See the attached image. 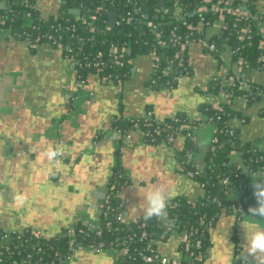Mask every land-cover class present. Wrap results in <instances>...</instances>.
Here are the masks:
<instances>
[{"label":"crops","instance_id":"1","mask_svg":"<svg viewBox=\"0 0 264 264\" xmlns=\"http://www.w3.org/2000/svg\"><path fill=\"white\" fill-rule=\"evenodd\" d=\"M49 3L54 1L44 0L43 10L55 12ZM258 6L264 11V0H259ZM217 31L211 28L208 35L212 37ZM9 38L6 35L0 40V226L10 224L13 229L40 233L77 219L99 222L100 207L117 161L128 176L122 190L128 220L143 217L145 193L161 184L177 193L174 198L185 196L195 201L202 196L200 184L186 175L178 160L183 137L172 142L173 146L151 145L143 141L139 131L131 130L130 147L118 152L116 141L120 135L113 122L121 116L136 122L149 111L160 120L176 114L196 119L201 117L203 104L216 107L225 103L222 92H208L215 78H223L230 68L229 48L221 54L226 66L219 69L204 44L190 45L185 55L191 61L192 72L169 93L165 88L150 87L154 72L149 54L132 60L131 73L119 86L97 74L80 79L62 51L47 43L31 49L26 42ZM248 73L250 80L264 89V68ZM236 110L243 118L231 124L238 128L241 142L256 143L264 150V94L252 105L237 101ZM58 124L59 134L55 128ZM213 132V126L197 131L198 151L190 156L194 163L205 164ZM51 147L63 150L56 163L44 157ZM240 159L239 154L232 156L233 163ZM52 177L66 186L59 197L52 196L55 204L46 206L42 197H36L42 195ZM13 193L26 194V203H12L8 197ZM246 215L249 213L241 220L237 215L218 217L209 234V264H234L238 260L247 264L241 225L264 229V220ZM158 252L169 259L178 257L177 239L160 242ZM77 254L73 264H115L119 257L117 251L95 254L79 249Z\"/></svg>","mask_w":264,"mask_h":264},{"label":"trees","instance_id":"2","mask_svg":"<svg viewBox=\"0 0 264 264\" xmlns=\"http://www.w3.org/2000/svg\"><path fill=\"white\" fill-rule=\"evenodd\" d=\"M64 10L53 13L57 17L50 16L45 20V15L36 8V0H0V40L10 33L13 40L22 41L26 34L35 39L37 36L51 33L55 36H63L62 40L65 48L63 55L73 57L76 60L78 76L84 80L90 74H97L100 77L112 76L114 81L124 80L131 73V66H115L111 55L113 46L119 48L128 44L130 51L127 53V60H133L140 55L148 54L151 50H156L160 56V66L153 74L158 79V85L153 88H165L167 82H173L176 76H187V73L178 67L175 54L178 47L170 40L171 34H187V30L180 21L175 18L173 10L176 2H180L185 9V21L195 27L200 26L199 32L195 34L196 38H204L208 33L209 25L218 20V14L197 13L196 8L202 3V0H64ZM164 1V5L161 2ZM259 0H235L233 3H243L247 5L253 16L259 14ZM3 3V5H2ZM28 4V6H27ZM88 5V6H87ZM76 8L81 10L79 19L69 13V9ZM160 12H156V10ZM24 10L31 14L30 22L24 16ZM111 12H117L119 24L114 29H109L107 19ZM95 17V23L92 24V17ZM87 18L91 23L84 24L81 18ZM152 22L157 26L156 30L148 27ZM209 24V25H208ZM249 25L250 34L248 38L239 39L240 30ZM55 26L53 29L52 27ZM74 27V31H67V27ZM96 30L93 31L92 27ZM224 27L217 35L210 38L214 42L216 50L212 55L216 58L219 69L224 67L221 58L222 52L226 46L231 50L232 61L227 74L223 78L212 82V89L208 92H226L231 94L230 103H223L220 108L207 103L201 106V120L191 119L186 115L176 114L173 117L160 120L153 114L151 122L156 123L161 128V133H155V128L146 126L142 121L138 127H134L135 121H130L124 116L114 120L113 126L120 132L117 144H125L126 137L131 130L150 132L147 142L151 145L169 143L168 137L174 136L176 139L182 135L184 137V147L177 151L178 160L183 171H193L195 173L194 181L204 185L203 194L195 201H190L188 197L179 196L170 201L168 207L169 218L175 221V228L168 231L157 220H145L143 217L133 224H121L118 221V215L123 207V188L126 179L122 177L121 165L116 162L113 168V175L109 184L108 204L104 207L100 221L97 224L102 231V236H97L95 232H90L85 225H76L74 227L77 244L87 246L89 243L104 242L107 249L129 248V256L123 257L120 264L132 263L131 257L138 256L139 252L144 254H157L158 248L156 241H166L171 232L193 231L197 229L198 234L194 235V240H202V248L208 254L210 248L209 231L205 229V224L218 220V217L230 215L224 213L218 202H226L225 192L227 188L221 183L225 177H229L233 183L241 184L244 187L245 195L249 198V204L246 205V212L250 206H256L251 186L252 173L263 170L264 174V150L258 148L256 143H242L238 128L232 126V121L242 119L243 115L236 110L237 98L246 101L247 105L254 104L263 94L264 89L254 82H251L249 73L251 69L261 70L264 68V36L259 32L255 20L250 17L247 21H237L231 15L225 13ZM57 30V31H56ZM157 33H161V40L165 45H158ZM45 40L40 41V45ZM98 52L104 53V59L107 63L101 70H89L85 66L86 60L94 59ZM125 58V59H126ZM126 60V61H127ZM242 61L244 78H236L233 65ZM226 66V65H225ZM171 68L169 75H165V70ZM190 75V74H189ZM188 75V76H189ZM234 77V80H230ZM249 79V87L242 86V81ZM214 125L217 128V139L214 149L209 150L205 157V166L203 170H198L197 165L190 161V156L198 151V144L193 139V128L198 127L199 123ZM183 125H189L191 128L182 129ZM156 126V127H157ZM155 127V126H154ZM154 139L153 142L150 140ZM120 152V151H118ZM236 152L243 159L247 167V173L239 168V165L233 163L232 153ZM119 155V154H117ZM119 160V159H118ZM241 214L237 215L241 218ZM204 222L205 224H202ZM83 230L84 232H80ZM67 233V232H66ZM65 233V234H66ZM145 234V235H144ZM62 235V234H61ZM71 237L68 235L56 236L54 238H36L33 235H26V240L14 238L12 250L7 253L3 264H13V261L26 260L30 264H64L67 261L69 253L72 251ZM194 249V248H193ZM58 253V255H57ZM131 256V257H130ZM118 264V263H117ZM135 264V262H133ZM138 264V263H136ZM182 264H190L183 261Z\"/></svg>","mask_w":264,"mask_h":264},{"label":"built area","instance_id":"3","mask_svg":"<svg viewBox=\"0 0 264 264\" xmlns=\"http://www.w3.org/2000/svg\"><path fill=\"white\" fill-rule=\"evenodd\" d=\"M235 0H202V3L196 8V12L197 13H213V14H218V20H216L212 25H209L208 27V32L211 28H217L218 31L215 35H217L224 27V21H225V13L227 14H231L233 15L237 21H247L250 17H252L255 20V23L257 24V28L259 30V32L264 36V11L259 9V14L260 15H256L253 16L247 5L243 4V3H238V4H234ZM243 2L247 1V0H242ZM64 0H60L59 3L62 4L64 3ZM28 6V4H27ZM156 12H160V10H156ZM173 12L175 14V18L177 21H180L183 25V27L186 28L187 30V34H177V33H173L171 34L170 40L172 41V43L178 47V52L175 54V58L177 60L178 63V67L181 68L182 71L187 73V76L189 74H191L192 72V64L191 61L186 57V51L188 50V47L190 45H192L193 43H200V44H204V46L206 47V49L210 52L213 53L216 50V45L214 42H210V36L208 35V33L206 34V36L204 38H196L195 34L199 32L200 26L195 27L192 24H189L188 22L185 21V9L183 7V5L178 1L175 4V7L173 9ZM24 16L25 18H27L30 22V18H31V14L29 12H27L26 10H24ZM81 17V15H80ZM81 20L83 21L84 24H91L87 18H81ZM92 24L95 23L96 18L93 16L92 17ZM119 17H118V21L116 23V26L119 24ZM148 27L156 30L157 26L152 23L149 22L148 23ZM53 29L55 28V26L52 27ZM109 28V27H108ZM111 29V28H109ZM67 31H74L75 28L72 26H68L66 28ZM92 30L95 31L96 28L93 26ZM57 31V30H56ZM250 27L249 25H246L245 27H243L240 32H239V39L244 40L246 38H248L246 35L250 34ZM7 36L11 38L10 33H7ZM63 38V36H55L54 34L51 33H46V34H42L37 36L34 40L31 39V36L29 34H26V37L22 40L24 42H26L28 44V46L31 49H37L40 46V41L41 40H45V43L55 47L56 49L63 51L65 48V44L63 41H61ZM157 38H158V45H165V42L161 40V33H157ZM264 45V42L261 44V46ZM226 48H229V46H226ZM230 49V48H229ZM130 51V47L128 44H125V46L119 48L118 46H113L111 49V55H109V57L112 59V62L115 66L120 67H124L126 64L127 65H131L132 64V60H127L126 55L127 53ZM231 51V50H230ZM151 57L152 60V69L153 72L155 73V71L159 68L160 66V56L158 55L156 50H151L148 53ZM65 56V55H64ZM104 53L103 52H98L97 55L94 57V59L91 60H86L85 62V66L86 68H88L89 70H101V68H103L107 63L105 62L104 59ZM68 60L71 61V63L73 64V66L76 68V60L73 57H67ZM126 58V59H125ZM127 60V61H126ZM77 69V68H76ZM171 72V68H167L165 70V75H169ZM235 75L237 76L236 78H244L241 77L242 76V72H243V67H242V61H239L235 64ZM226 74H227V70H226ZM154 75H152V78L150 80V87L153 88L154 86L158 85V79L153 77ZM186 76V77H187ZM185 76L183 77V75H178L175 77V79L173 80V82H167V85L165 87L166 92L171 93L176 85L178 83H180L184 78H186ZM103 79L105 81L108 82H114L117 85L121 86L122 84V80H116L114 81L112 79V76L110 75H106L103 77ZM218 79L215 78V81H217ZM230 80H234V77H231ZM253 82V81H251ZM242 86L245 88L249 87V83L250 80L249 79H244L242 82ZM225 97H226V103H230V98H231V94L226 93V92H222ZM241 99L237 98L235 100V102L240 101ZM216 108H220V105L216 106ZM153 117V112L149 111L146 113V115L141 119L135 122L134 127H138L139 124L144 121L146 126H152V128H155V133L160 134L161 133V128H159L157 125H155L156 123L151 122ZM195 120H201L200 118H196ZM155 126V127H154ZM157 126V127H156ZM206 126H213L214 127V132H213V136L211 138L210 141V147L208 149L209 150H213L215 147V143L218 142L217 139V128L214 125H210V124H205L200 122L198 127L193 128V139L196 140V133L198 130L205 128ZM190 126L189 125H183L182 129H189L190 130ZM117 132H119L117 130ZM143 141L147 142V139L149 140V136H150V132L148 131H144L141 133ZM180 137H183L182 135H179ZM184 138V137H183ZM176 140V138L172 135H170L168 137V141L169 143H172ZM151 142L154 141V139L150 140ZM148 143V142H147ZM238 153L233 152L231 156L233 155H237ZM191 162H193L190 159ZM194 163V162H193ZM196 164V163H194ZM237 165H239V168H242L244 172H248L247 171V167L245 165V162L243 161V159H240V161L238 163H236ZM197 165L198 170H203L205 164L203 166L201 165ZM263 174V170H259L257 172L252 173V179H255L257 175ZM186 175L194 180L195 177V173L193 171H188L186 172ZM221 183L227 188V191L225 192L226 195V202H218V205L221 207L222 211L224 213H229L230 215H239L241 214L242 216L246 214V205L249 204V198L248 196L245 195V190L244 187L241 184H237V183H233L229 177H225L221 180ZM202 191L204 189V185L200 184ZM251 186H252V182H251ZM234 192L237 194L239 193V196H235ZM203 194V193H202ZM109 196L106 198L105 202L102 204L101 208L104 209V207L109 203L108 202ZM118 221L121 224H127L129 222H132L133 224L138 222V219H132V220H128V218L125 215V209H121V212L118 215ZM202 224H205L204 222H202ZM214 223H212V221H210L209 223L205 224V229L202 231V234L205 231H209L212 229ZM88 230L90 232H95L97 236H102V231L99 229V225L97 223H88L85 225ZM66 234H62V235H68L71 237V243L70 245L72 246V251L74 249V245L77 244L76 238L75 236V231L74 228L68 229L66 231ZM80 232H84L83 230H81ZM198 230L195 229L193 231H181V232H171L170 236L167 238V240L175 238L177 239L178 243H179V254L178 257L173 258V259H169L167 257H163L160 255V253L157 251V254H144L143 252H139L138 256L135 257H131V261L132 263L129 264H133V262L138 263V264H182L183 261L186 262H190V264H209L208 263V255L206 254L205 250L202 248V240L200 238H197L194 240V235L198 234ZM61 235V236H62ZM145 235V234H144ZM41 239H46L47 237L45 235L40 236ZM19 239V238H18ZM166 240V241H167ZM162 242V241H156L155 243H157V245ZM12 244H13V240L10 238V236L8 237H4L0 240V264H3L4 259L7 256V253H9L12 250ZM80 245V244H78ZM77 246V245H76ZM81 246V245H80ZM88 250L95 252V253H105L108 251H119V257L117 259V262L115 264H120L119 262L121 261V258H125L129 256V248L124 247L122 249H107L105 247V243L104 242H99V243H89L87 246H85ZM158 248V246H157ZM194 248V249H193ZM72 251L69 253L67 260L71 257ZM58 255V253H57ZM13 264H30L29 262H27L26 260H21V261H13ZM51 264H55V262H51ZM237 264V263H234Z\"/></svg>","mask_w":264,"mask_h":264},{"label":"clouds","instance_id":"4","mask_svg":"<svg viewBox=\"0 0 264 264\" xmlns=\"http://www.w3.org/2000/svg\"><path fill=\"white\" fill-rule=\"evenodd\" d=\"M63 156V150L58 147H51L45 150L44 157L51 163H56L59 157ZM253 196L256 206L248 208V217L264 220V174L257 175L252 179ZM177 193L168 185L161 184L147 191L144 196L146 204L143 208V218L145 220L155 219L159 221L166 230L172 231L175 228V221L169 218L168 207L170 201ZM17 206H23L27 197L22 193L11 197ZM244 229V249L246 251L247 264H264V229H252L246 224H242Z\"/></svg>","mask_w":264,"mask_h":264},{"label":"flooded vegetation","instance_id":"5","mask_svg":"<svg viewBox=\"0 0 264 264\" xmlns=\"http://www.w3.org/2000/svg\"><path fill=\"white\" fill-rule=\"evenodd\" d=\"M121 171L123 172L122 177L124 176V178L126 179V181H125V185H126L127 182H128V176L126 175V173H125V171H124V169L122 167H121ZM113 173H114V171L112 169L111 176L113 175ZM111 176H110V179H111ZM52 179H54V177H52L49 180L50 182L46 186L47 188L43 190L42 195L39 196V197H36L37 199L42 197V200L46 201V203H45L46 206H50L51 203H52V205L55 204V201L52 199L53 195H55V196L58 195V197H59V194L61 195L63 193L62 188L64 187V183L61 181V179H60V182H59V180H57L58 178L54 179V180H52ZM125 185H124V187H125ZM13 195H14V193H13ZM11 197H12V195H11ZM11 197H8V198H10L12 203H14L13 200L11 199ZM26 197H27V195H26ZM106 198H107V195H106V197L104 199V202H105ZM123 207L125 209V205H123ZM102 212H103V208L100 207L101 215H102ZM236 218L238 220H241L242 216H241V218H238L236 216ZM79 224L86 225L88 223L84 222L82 219H77L75 221L73 220L70 224H66V225H63V226L61 224H58L57 225L58 227H56V228H54L52 226L51 228H53V230H47V231H43V232L40 231V233L39 232H34V231L30 230V229H24V230L13 229V228H11L10 224H7L6 227L0 226V240L2 238H4V237L10 236V238L12 240L16 237V238H21L23 241H25L26 240V235H28V234L29 235H33L36 238H40V236H42V235H45L47 238L61 236V234H65L68 229L74 228L76 225H79ZM79 249L88 250L85 246H80V245L75 246L73 251H72L71 257L64 264H73V262H74L73 260L78 255L77 252H78ZM88 251L90 252V250H88ZM93 253H95V252H93ZM95 254H101V253H95ZM237 264H241V262L238 260Z\"/></svg>","mask_w":264,"mask_h":264},{"label":"water","instance_id":"6","mask_svg":"<svg viewBox=\"0 0 264 264\" xmlns=\"http://www.w3.org/2000/svg\"><path fill=\"white\" fill-rule=\"evenodd\" d=\"M53 1H54V3H49V6H51L52 8H55L56 11L64 10L65 9L64 3H62V4L59 3L60 0H53ZM82 2H84V0H82ZM2 5H3V3H2ZM43 5H44V0H36V6L35 7L38 8V10H40L42 13H44V15L46 17L45 18L46 21L49 20V17L50 16L57 17V14L56 13H47L46 10H43V8H42ZM161 5L162 6L164 5V1L161 2ZM69 13L79 19L80 15H81V10L76 9V8H71V9H69ZM172 13H173V10H170V14H172ZM117 21H118V14H117V12H111L109 14V16H108V19H107V26L109 28L114 29V28H116ZM55 128L57 130V133L59 134L60 133L59 130L61 129V125L58 124V125L55 126ZM118 134L120 135V132H118ZM119 137H118V139H119ZM125 142L126 143L123 144V145H119L116 142L117 150L122 151L124 148L126 149V148L130 147V144H129L130 138L128 136L126 137ZM91 145L89 144V147L93 148V144H91ZM64 186H66L65 183H64ZM242 259L243 258H240V260H242Z\"/></svg>","mask_w":264,"mask_h":264},{"label":"rangeland","instance_id":"7","mask_svg":"<svg viewBox=\"0 0 264 264\" xmlns=\"http://www.w3.org/2000/svg\"><path fill=\"white\" fill-rule=\"evenodd\" d=\"M117 252H119V251H117Z\"/></svg>","mask_w":264,"mask_h":264}]
</instances>
